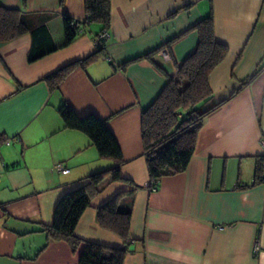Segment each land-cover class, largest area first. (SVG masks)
Instances as JSON below:
<instances>
[{
    "label": "crops",
    "instance_id": "1",
    "mask_svg": "<svg viewBox=\"0 0 264 264\" xmlns=\"http://www.w3.org/2000/svg\"><path fill=\"white\" fill-rule=\"evenodd\" d=\"M212 4L215 38L229 51L209 84L213 103L225 102L205 118L186 169L150 189L141 111L195 49L192 27L209 1L110 0L102 52L51 89L42 78L94 53L100 26L86 24L61 47L63 17L83 21V0H0L29 27L0 43V264H78L81 247L47 241L39 228L52 223L63 193L113 162L84 133L64 127L63 104L104 119L124 157L123 180L108 176L99 184L77 237L123 246L97 218L98 207L123 193L118 207L131 214L123 264H264V180L253 183L264 155V0ZM56 163L68 172L56 171Z\"/></svg>",
    "mask_w": 264,
    "mask_h": 264
},
{
    "label": "trees",
    "instance_id": "2",
    "mask_svg": "<svg viewBox=\"0 0 264 264\" xmlns=\"http://www.w3.org/2000/svg\"><path fill=\"white\" fill-rule=\"evenodd\" d=\"M208 1V13L192 27L198 33L195 49L177 65L176 73L167 77L160 93L141 111V139L150 189L155 188L162 177L186 169L205 118L225 102L213 103L209 84L211 72L224 60L229 49L215 38L213 4L212 0ZM83 4L86 12L83 21L63 17L64 43L61 47L73 42L83 32V26L92 22L100 26L101 33H107L110 26V0H83ZM28 30L20 10L0 5V43L14 39ZM105 38L98 40L94 53L65 64L42 80L51 89L57 88L74 67L85 65L102 52ZM37 44H40L39 39ZM57 48L53 45L49 50L37 54L31 51L28 60H36ZM58 112L65 128L84 133L99 156L112 160L113 165L89 175L83 184L63 193L55 205L52 223L42 224L39 231L45 234L47 241L67 242L73 252L81 247L78 264H123L131 216L129 211H121L118 207L123 193L116 194L97 209L100 226L120 236L123 246L111 247L83 241L74 233L82 212L98 194L99 184L108 176L112 180H123L120 170L124 157L120 146L106 121L95 114L78 116L67 104L61 105ZM261 180H264V155L258 157L253 183Z\"/></svg>",
    "mask_w": 264,
    "mask_h": 264
},
{
    "label": "built area",
    "instance_id": "3",
    "mask_svg": "<svg viewBox=\"0 0 264 264\" xmlns=\"http://www.w3.org/2000/svg\"><path fill=\"white\" fill-rule=\"evenodd\" d=\"M107 36V33H101L98 38H96V43L98 42L99 39L101 38H105ZM164 52V51H163ZM166 52V51H165ZM164 52V53H165ZM262 143V147H264V141L261 142ZM54 169L58 172H61V173H66L68 172V168L65 167L62 163H56L54 164ZM254 251H257L258 249V246H257V243H254Z\"/></svg>",
    "mask_w": 264,
    "mask_h": 264
}]
</instances>
